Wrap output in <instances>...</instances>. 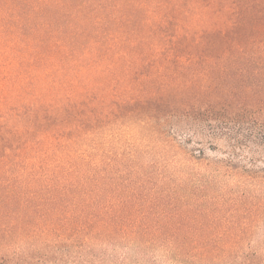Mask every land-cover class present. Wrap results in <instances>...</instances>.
<instances>
[{"label": "trees", "instance_id": "obj_1", "mask_svg": "<svg viewBox=\"0 0 264 264\" xmlns=\"http://www.w3.org/2000/svg\"><path fill=\"white\" fill-rule=\"evenodd\" d=\"M0 264H264V0H0Z\"/></svg>", "mask_w": 264, "mask_h": 264}, {"label": "rangeland", "instance_id": "obj_2", "mask_svg": "<svg viewBox=\"0 0 264 264\" xmlns=\"http://www.w3.org/2000/svg\"><path fill=\"white\" fill-rule=\"evenodd\" d=\"M167 140L171 144V149L168 152L169 154L167 155L168 159H165V161L162 162V165L165 166L166 168H172V169L179 168V162L180 163L182 162V160L179 159V145H180V147L183 148V150L187 151V150H190L192 148H195L196 140L192 139V141L188 142V141H186L187 140L186 137L183 135L179 136L178 132L171 135V137H169V138L167 137ZM207 154H209L211 156L219 155V153L217 151L216 152L207 151ZM173 155H174L175 159H172ZM159 167H161V166H159ZM169 177H170V179H169L170 182H168L166 180L163 189L169 190V191L174 190V192H176L175 194L179 198V194L182 192V190L179 188V185H180L179 174L176 173L173 176H169ZM158 183H159V186H162L161 182L158 181ZM151 185H153V187H154V182Z\"/></svg>", "mask_w": 264, "mask_h": 264}]
</instances>
